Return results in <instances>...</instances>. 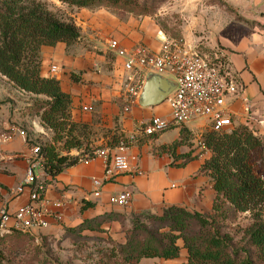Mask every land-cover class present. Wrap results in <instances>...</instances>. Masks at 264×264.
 I'll use <instances>...</instances> for the list:
<instances>
[{
	"label": "crops",
	"instance_id": "crops-1",
	"mask_svg": "<svg viewBox=\"0 0 264 264\" xmlns=\"http://www.w3.org/2000/svg\"><path fill=\"white\" fill-rule=\"evenodd\" d=\"M253 8L254 17L257 18L255 20L264 26V0H255ZM157 30L155 25H147L145 19H136L118 24L112 34L119 46L126 49L137 44L158 48L160 41ZM87 36L93 37V32ZM109 39L105 40V50L110 52L109 55L80 48L82 35L78 42L68 48L62 42L41 47V73L58 79L62 90L70 94L71 120L87 130L90 149L87 148V142L85 145L83 143L81 149H70L68 154L80 156L79 161L57 175L45 176L44 197L55 200L64 192L69 201L62 211L61 219L48 216V225L40 231L49 234L59 230L63 232L65 227H74L84 220L105 216L107 221L102 226L123 224L128 218L124 213L157 212L172 204L188 209L195 207L192 209L201 212L200 205L204 202L208 204L209 200L210 209L212 207V184L209 176L201 171V165L210 151H204L200 156L192 150L197 140L208 130L200 120L184 127L170 128L176 130L170 142L156 144L165 131L151 137H138L128 150L130 155L135 156L131 161V170L105 180L100 195L93 196L92 180L102 177L103 163L98 157H93L91 151L104 145H113L119 137L129 136L141 119H149L153 115L168 116L170 112L169 106L167 111L161 112V103L140 107L131 101L125 88V79L129 73L123 70L122 59L107 48ZM253 39L255 42L251 46L248 42ZM223 52L231 72L244 88L242 96L228 101L232 118L242 123L246 115L244 99L251 105V101L260 99L259 85L264 88V33H245L233 46L225 45ZM251 57H258L262 64L245 68V61L249 63ZM52 65L57 67L55 72L50 71ZM71 73L79 74L80 81H73ZM30 97L44 98L43 95L16 88L0 74V131L14 124L26 134L25 137L17 134L11 141L0 143V205H6L9 211H14L28 201V189L22 193H13L25 175L30 156L27 141L34 140L39 144L44 136L49 140L52 136L51 131L45 127L41 134L33 131L32 121L40 122V119L28 113ZM28 98L29 101H24ZM77 137L83 142L82 135L77 134ZM175 142L177 145L173 148ZM187 154L190 159L180 165L185 159L183 156ZM85 158L90 159L88 164L80 161ZM138 170H141V174L136 173ZM124 188L132 189L129 206L121 208L109 204V196ZM114 214H118V217H114Z\"/></svg>",
	"mask_w": 264,
	"mask_h": 264
},
{
	"label": "trees",
	"instance_id": "trees-1",
	"mask_svg": "<svg viewBox=\"0 0 264 264\" xmlns=\"http://www.w3.org/2000/svg\"><path fill=\"white\" fill-rule=\"evenodd\" d=\"M59 1L86 8L101 0ZM79 38L74 20L52 10L43 0H0V74L16 88L44 96L36 101L35 115L52 133L49 143L40 144L44 168L51 176L79 161L80 156L68 152L82 148L77 134L83 127L71 120V97L62 90L60 81L42 75L41 47L62 42L68 48ZM70 77L80 81L79 74L71 73ZM33 110L31 103L28 113ZM201 138L210 151L201 171L209 176L214 192L211 213L172 204L157 213L136 214L130 235L119 246L125 263H139L142 258L172 260L180 255L182 247L186 257L181 264H264V139L245 121L222 131L207 130ZM183 157L180 165L190 159L189 154ZM243 213L249 214L250 222L241 227L244 242L236 247L220 222ZM138 216L155 227L149 228ZM105 221L107 216L87 219L65 227L63 233L100 230ZM12 233L22 232L3 233L0 240ZM251 248L256 252L254 257Z\"/></svg>",
	"mask_w": 264,
	"mask_h": 264
},
{
	"label": "rangeland",
	"instance_id": "rangeland-1",
	"mask_svg": "<svg viewBox=\"0 0 264 264\" xmlns=\"http://www.w3.org/2000/svg\"><path fill=\"white\" fill-rule=\"evenodd\" d=\"M43 1L47 2L52 10L70 16L74 20L82 31L80 35L83 40L79 43L80 48L84 47L106 55L110 52L105 50V40L115 37L112 34L113 29L118 24L130 23L136 19H145L147 25H155L158 28L157 33L161 30L169 38L181 40L200 53L209 57L216 54L223 59L227 57L223 54L225 45L233 46L250 31L264 33V26L254 17L255 0H101L86 8H77L59 0ZM92 32L93 37H88V33ZM254 42L253 39L248 44L253 46ZM261 64L258 57H251L249 63L245 61V68L249 69V65L254 67ZM259 93L260 99L251 101L243 121L256 127L264 137V88L260 85ZM30 99L34 105L31 116H35L38 98L30 97ZM167 103L166 99L159 105L161 112L168 110ZM146 120L141 119L140 123ZM232 120L236 125V119L232 118ZM79 132L83 136L84 145L87 142V148L90 149L87 130L82 128ZM175 134V129L166 130L156 144L170 142ZM27 142L28 146L38 143L34 140ZM46 143H49V138L44 136L39 141V145ZM192 150L200 156L204 153L198 145L193 146ZM206 203L200 205V210L210 214L209 200L208 204ZM192 208L189 209L193 210ZM144 212L146 211L140 213ZM140 213H124L125 215H122L128 218L123 224L111 223L109 226L105 224L104 228L94 231L63 233L59 230L49 234L39 230L34 234L12 233L0 240V264H128L119 253V246L123 245L125 237L130 235L135 215ZM138 217L149 228L155 227L142 216ZM249 222V214L243 213L230 215L221 221L220 225L223 226L222 231L232 236L235 246L239 247L244 242L241 239L240 229ZM139 238L143 237L139 236ZM179 244L181 246L182 242L179 241ZM250 251L251 256H256L254 249L251 248ZM185 257L186 251L181 247L180 255L175 259L142 258L139 263L133 264H181Z\"/></svg>",
	"mask_w": 264,
	"mask_h": 264
},
{
	"label": "built area",
	"instance_id": "built-area-1",
	"mask_svg": "<svg viewBox=\"0 0 264 264\" xmlns=\"http://www.w3.org/2000/svg\"><path fill=\"white\" fill-rule=\"evenodd\" d=\"M157 38L160 41L158 48L137 44L126 49L120 47L118 40L114 38L107 42V48L122 59V68L129 73L125 79V88L132 102L136 101L147 72L159 73L172 79L175 87L167 97L170 109L168 116L153 115L138 123L129 136L119 137L115 144L97 147L91 151V155L98 157L103 163L102 177L92 180L94 197L100 195L105 180L131 170V161L135 156L130 155L128 150L138 137H151L198 120L203 121L208 130L222 131L234 125L228 101L242 96L244 88L225 59L216 54L209 57L200 53L181 40L169 38L161 30L158 31ZM56 70L55 65L50 67V71ZM244 100L247 113L250 104ZM32 128L34 132H44V126L38 121H32ZM17 134L26 136L24 130L14 124L9 125L0 131V143L11 141ZM196 144L202 150L208 151L202 138ZM29 149L25 175L13 190V193H22L24 189H28V201L14 211H9L4 204L0 205V235L9 231L34 234L48 225V216L52 215L60 220L62 211L68 204L69 197L64 192L59 199L49 200L44 197V179L47 175L45 159L39 144H32ZM80 161L88 164L90 159ZM136 173L141 174V170ZM131 199L132 189L124 188L110 195L108 202L125 208L129 206Z\"/></svg>",
	"mask_w": 264,
	"mask_h": 264
},
{
	"label": "water",
	"instance_id": "water-1",
	"mask_svg": "<svg viewBox=\"0 0 264 264\" xmlns=\"http://www.w3.org/2000/svg\"><path fill=\"white\" fill-rule=\"evenodd\" d=\"M174 87L172 79L159 73L147 72L135 102L140 107L158 105L167 99Z\"/></svg>",
	"mask_w": 264,
	"mask_h": 264
}]
</instances>
